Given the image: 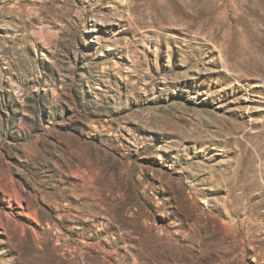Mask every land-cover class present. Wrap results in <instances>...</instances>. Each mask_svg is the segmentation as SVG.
I'll list each match as a JSON object with an SVG mask.
<instances>
[{"label":"rangeland","instance_id":"obj_1","mask_svg":"<svg viewBox=\"0 0 264 264\" xmlns=\"http://www.w3.org/2000/svg\"><path fill=\"white\" fill-rule=\"evenodd\" d=\"M0 264H264V0H0Z\"/></svg>","mask_w":264,"mask_h":264},{"label":"bare ground","instance_id":"obj_2","mask_svg":"<svg viewBox=\"0 0 264 264\" xmlns=\"http://www.w3.org/2000/svg\"><path fill=\"white\" fill-rule=\"evenodd\" d=\"M262 3V2H261ZM165 7V6H164ZM235 172V171H234ZM234 175H235V173H234ZM235 176H237V175H235ZM238 177V176H237ZM232 178H234V177H231V179L230 180H226L225 182H224V185L225 186H229L231 183H232V185H231V188L230 189H228V187H227V189L230 191L229 193H233L236 189H237V187H239L240 186V184L238 183V179L239 178H234L233 180H232ZM240 182V181H239ZM216 183V182H215ZM220 183V182H219ZM222 184V183H221ZM245 185V184H244ZM243 185V186H244ZM242 186V187H243ZM218 188V187H217ZM226 188V187H225ZM227 191V190H226Z\"/></svg>","mask_w":264,"mask_h":264}]
</instances>
